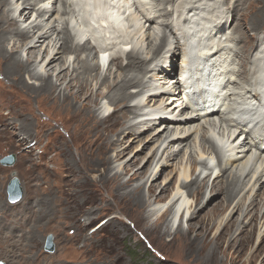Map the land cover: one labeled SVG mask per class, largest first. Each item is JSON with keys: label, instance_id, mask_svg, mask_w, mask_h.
<instances>
[{"label": "rangeland", "instance_id": "374dc122", "mask_svg": "<svg viewBox=\"0 0 264 264\" xmlns=\"http://www.w3.org/2000/svg\"><path fill=\"white\" fill-rule=\"evenodd\" d=\"M61 1L58 0L55 5L52 2L50 3L51 5L47 3V5L43 7L48 6L47 8L53 7V9L55 7V9L59 10L61 7L60 4L64 3L65 0ZM205 1L210 0H204V2ZM214 1L216 3L219 2V0ZM214 1L212 0L211 2ZM246 1L247 2L243 1L240 7L236 8V22L232 23L231 29H229L230 31L227 30L225 33L229 37L231 36L230 38H237L234 42L227 41V45L231 48L237 47L244 53L248 54L252 52L253 47L256 48L255 44H259V49L264 47V0ZM66 2V9L72 12L67 17L66 15H63L61 19H59L58 16L57 19H59V21L56 20V22L58 21L57 23H54L53 19H49V16L51 17L52 14L46 16L44 19L45 21L49 19L46 22V26H54L57 28V32L65 29L64 27H67V25H61V21L65 23L70 21L73 23V18H75L79 25L78 20H81L80 15H77V13L79 12L82 14V11L78 10L71 0H66ZM125 2V0H121L120 3L124 4ZM234 2V0H227L225 6L232 7ZM22 3V0H8V5L4 9L1 8L0 10L1 15L5 16H3L4 19L0 24H3L6 17L9 19L14 18L17 23V27L19 26L22 29L38 24L39 20L37 19L35 12L41 8V5L36 6L34 3L33 9L29 10L31 14L26 17L23 14L20 15L22 13L21 10L23 9ZM128 3L129 2L127 1L126 4ZM145 4L148 5L146 7L149 8L148 10H152L155 7L154 5H156V3L151 0H146ZM259 13L261 16L254 17L261 22L259 30L256 29V32L252 30L250 26L252 27V17ZM54 17L55 14L53 15V18ZM127 20L125 31L118 33L125 34L124 39L119 38L120 40H118V38H112L113 42H111V40L109 41V44H105V46H110L107 52L114 55V57H117L119 53H116V51L125 47L124 45L119 44V41H123L122 43H132L130 44L132 47L129 48H136L140 56L139 58L150 63L147 64L148 67H150L149 72L146 73L145 81H151V88L154 86L156 89V87H159L158 85L162 86L165 83L164 81H168L169 79L165 77L163 78L164 75L158 76L160 74V68H162L161 66L166 67L163 69H168L171 65L176 63L177 69L175 72L180 69V65L183 61L181 54L183 48L180 50L179 59L177 58L176 60L175 58L176 61H174L171 55L166 53L168 48L172 45V42H174L170 34L167 33L165 36V47L163 46L164 50L161 52V56L159 55L161 58L158 57L156 58L157 61H154L155 56L152 54V50L149 48L147 44L148 41L145 40L144 36H146L147 33L151 35L153 48L160 45L159 37L161 35V31L163 30H161L162 27L159 25V19L157 20V23L152 25L151 29L149 28V30H147V32L146 27L145 29H142L140 18L132 11V9L129 11V15H127ZM238 26L241 28V32L236 31V27ZM66 29V33L70 35L72 40H74L72 41L74 44L72 46L73 50V47L78 42L74 39L71 29ZM151 31L154 35H152ZM164 32L167 31L165 30ZM164 32L162 33L164 34ZM55 36L56 34L51 36V38L45 42L39 50L43 52L46 46L50 44L48 49L50 50L49 53H56L60 43H58L57 46L55 45ZM257 39H259V43L256 42ZM50 40L51 43L49 42ZM238 40H240L241 43H237ZM53 42L54 44H52ZM115 42V46L114 44L110 45ZM12 43L13 40L10 39L6 44L9 50L13 45ZM86 44H89V48L91 50L90 54L88 55L87 52L82 53L79 55L78 59L82 60L88 55L87 60L89 65H92V68H98L97 79L90 80L91 89L96 90L99 82L103 78H106V81L109 84L117 82L121 76L117 67L112 62L104 69H101L97 64L95 54L103 50V45L99 43V41L92 38L89 39ZM27 50V44L19 49L18 56L23 61L28 57L26 54ZM255 52H253V54ZM128 53L126 54L128 55ZM126 54L118 56L120 57L119 60L121 59L122 67L127 64ZM256 55L257 54L255 53L254 57ZM61 57L63 59L66 58L64 69L68 66L69 69L67 71L68 76L66 80L60 82L59 90H63L68 84V80H70L69 78L72 74V69L74 67V69L79 68L77 67L78 59L75 60L76 56L74 54H64ZM247 58L248 57L246 56L244 57V60L243 58L241 60L246 61ZM41 59V56L37 57V59H35V61L31 64L30 70L46 75L47 71H45V63H40ZM103 61L105 62V59ZM156 63L160 67L155 71L154 69L152 70V66ZM147 65H145L144 68H147ZM233 68L236 72L240 69L237 63L233 66ZM4 70V65L0 62V161L8 155H14L15 163L12 167H6L0 164V264H264V217L258 219V222L256 221L250 234L242 236L240 233L244 229L249 230L250 218L253 211H250L249 209L250 213H246L245 215L243 213L251 201L255 199V202L259 203L257 207L258 215L262 216L264 214V195L260 197V194L263 192L262 187H264V178H262L258 184L253 186L255 179L258 177V174L264 166V161L261 165V161L264 160V154L261 155V159L259 160H257V156L260 155V152L258 149L256 150L253 148H251V150L247 153L246 158L243 159H236L235 155L226 154L228 153V147H225L223 150L221 147L223 148V144H227V146L232 145L231 142L238 134V131L235 130V128L228 129L225 126L226 124H223L219 133L218 129L213 131L210 130L209 133L203 132V130L199 128L200 125L203 124L202 120L195 123L196 125L191 126V130H189V132H191V136L188 138L187 143L191 145L190 149L192 151L194 149L192 145L194 141H196L195 151L197 152H192L191 156H193V159L199 160V165L197 166L194 174L190 171V164L186 160V157L188 158L190 155V149L187 145H183L179 149H176L177 151L181 150V152L175 157V160L170 161L167 165L164 160L165 155H163L159 160L162 150L165 148L166 144L160 149L158 156L151 163L149 168L150 171L148 170L146 175L132 184V186L144 185L143 194L147 200L144 215L148 217V219L146 222L142 223L141 226H138L136 223L131 221V218H129L121 204L114 203L113 200H111L107 194L108 192L106 188L102 185L101 181L98 180V173L103 170L102 166H98V163L95 162V160H91L88 162V168L83 169L79 163H72L69 155L65 152L64 144L66 145L67 151H72L73 153L71 152V155L74 159H76V161H78L79 153L77 152H79V150L76 152L75 149V145L78 142V139H75L78 125L75 120L70 119L69 114H67L63 109L52 105L50 102H44L38 99L29 100L26 98L17 86L13 84L9 77H7V79L5 78L6 74L4 73ZM59 71L60 69L58 65L53 67V70L49 71L52 81L57 83V85L59 83L56 82L55 76ZM170 71L171 68H169L168 73H171ZM232 79H236L235 76H232ZM24 80L29 85H39V82L34 79H30L27 74L24 75ZM231 87L237 91L236 86ZM138 89L140 90L141 88L132 87L128 91L130 93H135ZM147 90H143V93L147 92ZM170 90L169 95L172 97L174 88H171ZM103 91L106 94V90L104 89ZM146 95L142 94L141 98L139 96V99H137L138 101L133 103L132 101L129 102L131 110L136 113L135 116L141 114L143 117L145 115V113L135 110L134 105L140 103H142V105H146L147 103H144L145 99H147ZM164 98V100H166L168 96H165ZM231 98L233 99V97H230V99ZM232 99L225 104L224 108H227V104H233ZM156 100H158L157 103H149L148 106L155 108L160 106L161 101H159V99ZM177 104H180V102ZM166 105L167 104L161 105V108L166 107ZM99 106L101 109H104L99 111V116L101 117L112 113L114 109V107L109 104L106 97H103L100 100ZM162 111L170 113L171 110L164 111L162 109ZM176 111L177 112H174V114L178 115L180 109H176ZM223 111V113H227L225 109H223ZM185 112L186 111L182 112L184 116L186 115ZM186 116L189 117L190 115ZM132 117L133 116H130L129 120L123 124V128H125L130 121L132 122ZM150 117L147 119L144 117L146 120H150L146 121L145 125H137L133 131H131L132 136L130 137H127L128 135H124L122 132L112 135V139H117L119 143L117 144V147L109 153L110 157L114 156V154L121 148L127 147V153L122 160L118 162L115 161L111 164V170L109 171L110 175L114 173H121L125 165H130L131 162L129 160L135 154L139 153L146 141L150 139L149 137L154 132L152 130L149 132L143 131L146 127L152 125L151 123L154 121V116ZM214 121L218 122L216 119ZM24 123H26L25 126H27V128L23 126ZM261 127H264V124L261 125ZM154 128L157 130L158 126L155 125ZM197 128L199 132L197 131ZM224 130L225 132H223ZM229 131L230 133H228ZM233 132H235L233 137H230L231 139H229V142L227 143L228 136L226 135L232 134ZM252 132H254L253 129ZM218 134L222 136L220 137ZM203 135L205 138L214 135L218 140L222 141L220 145H215L216 150L221 152L220 154L226 155L225 161L229 160V163L232 164V166L229 165V167H227L225 173L229 174L232 172V174H234L236 170H241L243 164L248 159L249 161L247 162V167H249L250 164L252 166L254 165L255 169L258 168V172L256 171V174H254V177L252 178L253 180L249 185H247L248 178H245L244 180H242L243 177L241 178V181L238 184V187H240V190L238 189V196L224 211L221 207L217 206L222 199V195H218L217 192H215L216 190H211V186L220 170V166H218L213 153L209 151L210 149L208 150V145H206V149L208 150L207 154L205 153L207 150L200 152L197 147L198 143H202L201 138H203ZM256 135L257 134H250V137L253 139L247 137L248 141L253 140V143L258 142L260 144L261 140H259ZM165 137L166 134H163L158 140V143L153 144L152 146L148 145V147L143 150L141 154H137V158L141 160L138 164L132 166L131 169L135 170L136 168L141 167L147 159L146 156L156 150L159 144L164 141ZM243 140L244 136L239 135L233 145H240ZM75 152L77 156L75 155ZM200 155L203 156L204 159L200 160ZM255 160H257V162ZM206 161L209 163V166H205L207 168H204L202 163ZM147 167L148 164L145 168ZM152 170H154V172ZM81 171L85 172L87 177L84 179L85 186L80 185L82 187L79 188V183L83 182V178H81ZM152 172L153 175L149 178ZM12 174H15L23 192V197H21L18 201L20 202L23 200L20 204L18 202L11 204L8 200L7 186L12 179ZM130 174L131 172L123 175L121 177L122 182L126 181L130 177ZM154 175L156 176L153 178ZM183 175L188 177V181L197 177L198 182H205L207 187L204 189V199L197 203L193 196L189 195L186 190L181 189L179 193L181 200L177 207L171 211L172 213H167L162 219L163 222H165L164 224L168 225L170 231L168 234L162 236L157 231L150 230L149 228L157 219H159L162 213H165L168 205L170 204L171 195L175 193L180 183L179 177L182 180ZM89 183L95 184L94 186L90 185L88 188ZM153 183L156 186V190L150 195L147 190L149 185ZM91 186L93 187L90 188ZM166 186L170 188L167 198L163 202H156L155 197L160 193L161 189ZM87 189L90 192L88 195L84 193ZM81 192H83L84 195ZM68 194L72 196L69 197ZM239 200L244 203L241 212L242 215L240 212H235V210H233L235 203ZM183 202L184 204L181 211L177 214L176 211ZM214 207L216 208L214 209ZM182 210H184V214L180 217ZM190 216L196 218L192 221L195 226V231H200L198 224H196L197 219L202 218L204 221L210 219L214 222L215 226L208 236L209 239H212L222 232L224 224L227 222L228 218L230 219L232 217V228L229 230L227 236L222 240L223 243L221 244L220 249L217 250L216 259L213 262L205 263V261L203 262L202 260H199L196 255L191 257L186 256L179 251L177 239L174 241L172 240L173 233L177 227H180L182 230L187 229ZM48 235L52 236V253L46 252L44 249ZM213 247L214 244L211 243L205 251V256Z\"/></svg>", "mask_w": 264, "mask_h": 264}, {"label": "bare ground", "instance_id": "6f19581e", "mask_svg": "<svg viewBox=\"0 0 264 264\" xmlns=\"http://www.w3.org/2000/svg\"><path fill=\"white\" fill-rule=\"evenodd\" d=\"M22 1L23 9L21 10L22 13L20 15L23 14L26 17L31 14L29 10L33 9L34 3L36 6L41 5V8L35 12L39 23L34 24L29 28L22 29L19 26L17 27V23L14 18L9 19L6 17V19L3 21V24H0V62L4 65V73L6 74L5 78L7 79V77H9L13 84H15L21 93L24 94V96L29 100L38 99L40 101L50 102L52 105L63 109L67 114H69L70 119L75 120L78 125L77 135L75 137V139H78V142L76 141L77 144L75 145L76 152L79 150V152H77L79 153L78 161H76V159H74L71 155L72 151H67L66 145L64 144L65 152L69 155L72 163H79L83 169L88 168V162L91 160H95V162L98 163V166H102L103 170L101 172L99 171L100 173H98V180H100L102 185L106 188L108 192L107 194L111 200H113L114 203L121 204L129 218H131V221L136 223L138 226H141V224L146 222L148 219V217L144 215V209L146 208L147 200L143 194L144 185L142 184L132 186V184L148 173L151 163L158 156L160 149L163 148L165 144L166 146L162 150L159 160L163 155H165L164 160L166 165L170 163V161L175 160V157L181 152V150L177 151L176 149H179L183 145H187L190 149L191 145L187 143L188 138L191 136V132H189V130H191V126L196 125L195 123L199 122L200 120L203 121V124H201L199 128H201L203 132L209 133L210 130L213 131L218 129L219 133L223 124H226L225 126L228 129L235 128V130L238 131V134L231 142L232 145H222L223 147H228V153L226 154L235 155L236 159H243L246 158L247 153L251 150V148H253L256 150L258 149L260 152V155L257 156V160L261 159V155L264 154V136H260L255 131L252 132L250 124L258 123L256 120L260 117H264V104L261 101L262 96L260 94V90H262L264 93V47L259 49V44H255L256 48L253 47L252 52L247 54L237 47L231 48L226 44L227 41L234 42L235 39H237L234 37L230 38L231 36L229 37L225 32L231 29L232 23L236 22V8L240 7L243 1L247 2L246 0H234L235 2L232 7L225 6L227 0H219L217 3L214 0V2H211L212 0L205 2L204 0H151L152 2L156 3L152 10H148L149 8H146L148 6L145 4L146 0H143L144 3H142L140 0H137L136 4L133 3L132 0H125L126 2H129L128 4H126V2L121 4V0H85L86 2L83 6L78 3L80 0H71L77 9L82 11V14L80 13L82 17L89 16L87 19L84 17L87 23V30H83L84 26L82 27L80 24L78 25L76 19L73 17V23L70 21L66 23L61 21V25H67V27H64L65 29H69V24L72 25L73 27L71 32L73 31L74 34H80V37L78 36L77 41L82 42L84 39H86V36L99 41V43L103 45V50H101L100 53V56L103 57V60H106L104 53L107 52L109 50L108 48L110 47L105 46V44H109V41H111L112 38H118V40H120L119 38L124 39L125 34H118L122 33V29L118 25L124 27L123 31H125L126 21H128L127 15H129V11L131 9L139 16L142 29H145V27L147 28L146 32L149 30V28L151 29L153 24L157 23L158 19L160 21L159 25L162 27L161 30H163L161 31V35L159 37L160 45L153 48V40H151V35L147 33L146 36H144L145 40L148 41L147 44L152 50V54L155 56L154 61H157L156 58L160 57L162 54L161 52L164 50L163 46L166 42L165 36L167 33L170 34L174 42H172V47L170 46L166 53L171 55L174 61H176L177 58L179 59L180 50L183 48L181 52L183 61L180 65L179 71L175 72L177 69L176 63L169 67L171 68V73H168V67V69H163L166 67L161 66L162 68H160V74L158 76L164 75L163 78L165 77L169 79L168 81H164L165 83L162 86L158 85L159 87H156L155 89L154 86L151 88V81H145L146 73L149 72L150 67H148L147 64L150 63L139 58V53L135 47V49L129 48L132 47L130 46L132 43H122L123 41H119V44L125 46H123V49L120 48L121 50L130 49L128 51L129 53L118 51V56L128 53V55L126 54L127 64L122 67L121 59L119 60L120 57L116 55L117 57H113L109 65L112 62L117 67L121 77L117 82H113L112 84H109L106 81V78H103L99 82L96 90H92L90 86V80L97 79L98 68H92V65L90 66L88 63L87 57L91 51L89 44H86V42H78L72 50V46L74 45L72 41L74 40H72L70 35L66 33L67 29H62L57 32V28L54 26H46V22L49 19H53L54 23H57L63 15H66L67 17L70 13H72L70 10L66 9V0L64 3L60 4L62 8L60 7L61 9L59 8V10L55 9V7L54 9L53 7L47 8L48 6L43 7L47 5V3L51 2L55 5L57 4L58 0ZM7 5L8 0H0V10L1 8L4 9ZM51 14L52 16L50 17L49 15ZM54 14L55 17L53 18ZM3 16L1 15L0 11V23L5 17ZM46 16H49V19L45 21L44 19ZM58 16L59 19H57ZM259 16H261L260 13L252 17V27L250 26V28H252L254 31H256V29L259 30V26L261 25L260 20L254 18ZM104 19L106 21L103 22L104 26H102L100 21ZM56 20L58 21L56 22ZM80 21H82V19ZM93 28H96V30H93ZM236 28V31L241 32V28H239V26ZM165 30L167 32H164ZM81 31H83V34ZM162 32H164V34ZM54 34H56L54 38L56 43L55 45L57 46V44L60 43L56 53H49L50 50L48 49L50 44L46 46L43 52H41L39 49H41L45 42H47ZM152 35H154L153 32ZM10 39L13 40V45L9 50L6 44ZM258 40L259 39L256 40L257 43H259ZM49 42L51 43V40ZM111 42H113V40ZM237 43H241L240 40H238ZM26 44L28 45V50L26 52L28 57L26 56L27 59L23 61L18 56V52L19 49ZM52 44H54V42ZM112 44L115 46L116 42L111 43L110 45ZM200 51L203 52L202 56L199 55ZM86 52L88 54L86 58L84 57V59L79 60V55ZM253 52L257 54L255 57V53L253 54ZM71 53L76 56L75 60L78 59L77 67L79 68L74 69V67L72 69V74L69 78L70 80H68V84L63 90H59L60 82L66 80L68 76L67 71L69 69V66L64 69L66 58L63 59L61 56ZM39 56L42 57L40 63H45V71H47L46 75H42L30 70L31 64ZM95 56L97 57L96 54ZM204 56H206V58ZM246 56L248 57L247 60L243 61L244 57ZM242 58L243 60H241ZM236 63L240 68L238 72H236L233 68ZM56 65H58L60 69L58 74L55 76L56 82L59 83L58 85L52 81L51 74L49 75V71L53 70V67ZM145 65H147V68H144ZM152 67V70L154 69L156 71L160 66L156 63ZM25 74H27L30 79H34L39 82V85H29L24 80ZM178 76L180 77L179 80L176 79ZM232 76H235L236 79H232ZM172 81H174V83L170 85V82ZM181 81H183L185 84L182 85L184 86V91L177 87V84H182ZM231 86H236L237 91H235V89ZM132 87L141 89H138V91L135 93H130L128 90ZM171 88H174L172 97L169 95ZM104 89L106 90V94L103 91ZM145 89L148 90L147 92L143 93V90ZM156 90L162 93H156ZM183 93H185V95L192 93L190 95V99L183 95ZM142 94H147V99H145L144 102L147 104L142 105V103H135L136 105H134V109L141 113H145V115L142 117V115L138 113L139 115L135 116L136 113L131 110L129 102L132 101L133 103L138 101L137 99H139V96L141 98ZM162 95L168 96V98L164 100V97H161ZM103 97L107 98L109 104L112 105L114 109L112 113L103 115L101 117L99 116V111L104 109H101L99 104ZM159 97H161L159 99V101H161L160 106L157 108L148 106L149 103H157L158 100L156 99ZM230 97H233V99L231 98L233 104H227V108H224L227 113H220V108L224 107L228 101H231ZM184 99L187 100L188 104H185L184 108H182V104L177 103ZM165 104H167L166 107L161 108V105ZM219 104H221V106L218 108L217 106ZM162 109L164 111H171L170 113H167L163 112ZM176 109H180L178 115L174 114V112H177ZM183 111H186L185 114L190 116H184L182 114ZM253 111H255L254 114H252ZM232 113L237 117L236 120L230 117ZM130 116H133L132 122L130 121L131 123L129 122L128 125L123 128V124L129 120ZM150 116H154V121L151 123V126L149 125V127H146L143 131L149 132L152 130L154 133L149 137L150 139L146 141L141 151H139L137 154H141L142 151L148 147V145L152 146L153 144L158 143L160 137L163 134H166L164 141L162 140L163 142L161 141L162 143L159 144L158 148L151 152L150 155L146 156L147 159L141 167H138L135 170L131 169L132 166H135L141 160L137 158L138 155L135 154L129 160L131 164L125 165L121 173H114L110 175L109 171L111 170V164L115 161L118 162L122 160L127 153V147L121 148L114 154V156L110 157L109 153L113 151L119 143L117 139H112V135L122 132L124 135H128L127 137H130L132 136L131 131H133L137 125H145V122L150 120L146 119ZM144 117H146V119ZM215 119L218 122L214 121ZM25 125L26 123H24L23 126L27 128ZM155 125L158 126L157 130L154 128ZM262 130L264 129L262 128ZM197 131L199 132L198 128ZM223 132H225V130ZM228 133H230V131ZM234 133L235 132L226 135L228 136L227 143L229 142V139H231L230 137H233ZM250 134H257L259 140H261V143H253V140L248 141L247 137L253 139L250 137ZM204 135L203 138H201L202 143H198L197 147L198 150L202 152L207 150L206 145H208V150L210 149L209 151L213 153L218 166H220V170L213 181L211 190H216L215 192H217L218 195H222V199L217 206L221 207V209L224 211L238 196V189L240 188L238 187V184L241 181V178L243 177L242 180L248 178L247 185H249L253 180L252 178L254 177V174H256V171L258 172V168L255 169V166L250 164L249 167H247V162L249 161L248 159L243 164L241 170H236L237 172L235 171L234 174H232V172L229 174L225 173L227 167H229V165L232 166V164L229 163V160L225 161L226 155H222L220 154L221 152L216 150L215 145H220L222 141L218 140L214 135L206 138ZM239 135L244 136V140L240 145L237 144L234 146L233 143L236 141ZM218 136L220 135L218 134ZM195 143L196 141L193 143L194 146L192 145L194 149L192 151L190 149V155L188 158L186 157L187 162L190 164V171L192 174H194L197 166L199 165V160L193 159V156H191L192 152H197L195 151ZM208 150L205 152L206 154L208 153ZM199 159H204V157L200 155ZM257 160L255 161L257 162ZM263 161L264 160L261 161V165ZM147 164L148 167L145 168ZM202 166L207 168L205 166H209V163L206 161L202 163ZM152 171L154 172V170ZM130 172V177L126 181L122 182L121 177ZM153 172L150 174L149 178L152 177ZM81 173L83 182L79 183V188H81L83 185L85 186L84 179L87 177L85 172L81 171ZM155 176L156 175H154L153 178ZM262 178H264V166L258 174V177L255 179L253 186L258 184ZM179 181L180 183L178 188L176 189L175 193L171 195L170 204L168 205L165 213H162L159 219H157L155 223L149 228L150 230L157 231L162 236L170 232L168 225L164 224L165 222H163L162 219L167 213L173 211L177 207L181 200V197H179L181 189L186 190L189 195L193 196L197 203L204 199V189L207 187L205 182H198L197 177L188 181V177L185 175L182 176V180L179 177ZM94 184L89 183L88 188L90 185L94 186ZM262 189L263 192L260 194V197L264 195V187H262ZM155 190L156 186L153 183L149 185L147 191L151 195L155 192ZM169 192V187H163L160 193L155 197V201L163 202L167 198ZM81 193L83 195L84 193L88 195L90 192L87 189L84 193ZM71 196L69 195V197ZM22 201L18 203L20 204ZM184 202L177 209V214L180 213ZM243 204L244 203L239 200L237 203H235L233 210H235V212L241 213L242 207L244 206ZM258 205L259 203H256L254 199L249 203L245 212L243 211L244 215L246 213H250V211H253V214L250 218L249 230H242L240 232L242 236L250 234L256 221L264 217V214L262 216L258 215ZM216 207H214V209ZM184 210H182L180 217L184 214ZM195 219V217L190 216L186 230H182L180 227H177L173 233L172 240L174 241L177 239L179 251L186 256L191 257L196 255L199 260H202L203 262L205 261V263L213 262L216 259L217 250L220 249L221 244L223 243L222 240L227 236L229 230L232 228V217L230 219L228 218L227 222L224 224L222 232L212 239H209L208 236L215 226L214 222H212L210 219L206 221H204L202 218L197 219L196 224H198L200 231H195L194 223H192V221ZM211 243L214 244V247L210 249L208 254L205 256V251Z\"/></svg>", "mask_w": 264, "mask_h": 264}, {"label": "water", "instance_id": "95a60500", "mask_svg": "<svg viewBox=\"0 0 264 264\" xmlns=\"http://www.w3.org/2000/svg\"><path fill=\"white\" fill-rule=\"evenodd\" d=\"M103 26V22L101 23ZM15 163V156L8 155L1 159L0 164L6 167H12ZM7 196L8 200L11 204L18 202L21 197L23 196V192L20 186L18 179L15 177V174H12V179L10 180L7 186ZM46 252L52 253L53 252V244H52V236L48 235L46 238V243L44 247Z\"/></svg>", "mask_w": 264, "mask_h": 264}]
</instances>
